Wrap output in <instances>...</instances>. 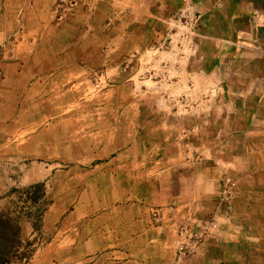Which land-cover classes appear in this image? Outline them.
Listing matches in <instances>:
<instances>
[{"label":"rangeland","instance_id":"374dc122","mask_svg":"<svg viewBox=\"0 0 264 264\" xmlns=\"http://www.w3.org/2000/svg\"><path fill=\"white\" fill-rule=\"evenodd\" d=\"M190 11L156 9L152 0H56L51 10L44 0H0V215L17 220L32 244L25 264L122 260L106 254L121 250L109 245L139 204L127 199L138 194L132 176L147 151L170 127H184L179 115L202 100L216 118L223 91L203 87V74L192 76L197 87L182 84L189 75L180 66L192 57L187 36L197 31L186 23ZM209 141L218 156L217 137ZM38 184L43 190L32 193L45 197V211L36 232L27 217L38 208L24 192ZM236 188L226 178L221 196L181 218L164 262L197 264L187 262L193 242L218 235Z\"/></svg>","mask_w":264,"mask_h":264},{"label":"crops","instance_id":"0c3cea01","mask_svg":"<svg viewBox=\"0 0 264 264\" xmlns=\"http://www.w3.org/2000/svg\"><path fill=\"white\" fill-rule=\"evenodd\" d=\"M44 1L51 10L56 0ZM152 2L156 9L191 10L186 23L197 24L196 33L187 36L192 40V57L180 66L189 75L183 86L197 87L192 76L203 74L207 78L203 87H216L225 95L216 101V118L205 109L209 101L202 100L200 107L186 109L185 117L179 115L186 121L184 127H170L162 135L167 138L147 151L139 172L132 176L138 194L127 199L139 204L128 208L121 240L115 238L109 245L121 250L106 255L123 254L122 260L111 264H168L163 261L169 256L165 249L174 246L172 232L181 218L203 210L211 196H221L223 181L230 177L237 191L223 212L220 232L197 245L193 242L187 262L264 264V223L251 221L247 226L240 221L245 216L264 217V0ZM194 59L199 61L197 67ZM194 113H200L196 118L202 125L197 121L194 126ZM214 136L218 156L209 141ZM198 150L202 155L195 154ZM240 184H247L248 190ZM177 185L180 191L173 190ZM163 188L167 195L162 198Z\"/></svg>","mask_w":264,"mask_h":264},{"label":"trees","instance_id":"16d2710c","mask_svg":"<svg viewBox=\"0 0 264 264\" xmlns=\"http://www.w3.org/2000/svg\"><path fill=\"white\" fill-rule=\"evenodd\" d=\"M43 190V185L38 184L29 187L24 194L38 208L34 215L27 217L32 222L34 231L39 232L42 227L44 215V196L35 197L33 191ZM32 244L22 238V230L18 221L0 215V264H25L31 257Z\"/></svg>","mask_w":264,"mask_h":264},{"label":"built area","instance_id":"2783aa9c","mask_svg":"<svg viewBox=\"0 0 264 264\" xmlns=\"http://www.w3.org/2000/svg\"><path fill=\"white\" fill-rule=\"evenodd\" d=\"M213 225H214V224H213ZM183 231H184V230H182V233H181L182 235H183ZM195 243H196V242H195Z\"/></svg>","mask_w":264,"mask_h":264}]
</instances>
